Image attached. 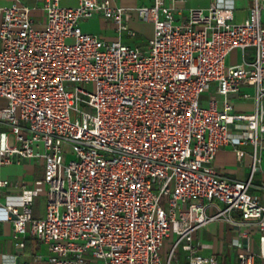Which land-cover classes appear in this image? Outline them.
<instances>
[{"label":"built area","instance_id":"2783aa9c","mask_svg":"<svg viewBox=\"0 0 264 264\" xmlns=\"http://www.w3.org/2000/svg\"><path fill=\"white\" fill-rule=\"evenodd\" d=\"M188 1L138 8L155 28L145 48L81 30L101 15L120 37L135 38L127 9L112 0L76 8L44 0L43 29L20 0L0 5V124L9 129L0 133V166L43 160L47 199L43 218L33 217L32 199L4 209L15 239L47 246L37 256L45 264H163L170 238L166 264L178 261L179 248L190 264H227L194 244L217 221L239 231L228 264L264 262V183L260 197L250 193L264 151V0H253L244 23L218 2L176 6ZM247 48L256 50L251 62ZM236 49L242 62L229 65ZM213 87L221 100L203 104ZM246 87L255 90L251 114L236 112L231 98L251 99ZM233 127L251 132L243 135L254 147L246 181L214 168L219 151L234 145ZM9 184L0 181V196Z\"/></svg>","mask_w":264,"mask_h":264},{"label":"crops","instance_id":"0c3cea01","mask_svg":"<svg viewBox=\"0 0 264 264\" xmlns=\"http://www.w3.org/2000/svg\"><path fill=\"white\" fill-rule=\"evenodd\" d=\"M15 0H0V5L8 7L14 3ZM21 3L34 9L33 19L35 25L39 29L46 27L47 15L43 9L44 0H20ZM114 5L127 9L126 17L129 27L137 33L135 38L129 35H120L117 32L116 25L107 21L103 16L97 15L90 20L82 21L80 28L84 33L98 35L108 41H115L121 38L126 44L137 45L145 48L148 41L154 36V25L150 22H145L140 19L138 8L150 5L151 0H112ZM218 2L220 5L231 7L235 11V22L244 23L249 15L253 0H189L185 3H177V7L182 8H199L207 9L212 3ZM80 0H61V4L67 8H76L79 6ZM264 16V15H263ZM1 22V18H0ZM239 50V49H236ZM235 51V50H234ZM233 51V52H234ZM232 52V53H233ZM231 53V54H232ZM231 55L228 58L229 65H237L242 62L231 63ZM245 92L252 96L249 100H243L240 97L233 95L232 101L234 103L235 111L238 113L251 114L255 111V90L252 87H246ZM210 92H213L214 97L219 101L221 98L216 95L215 87ZM7 104L5 99H0V108ZM205 105L208 102L204 103ZM264 105V100H263ZM0 133H9V129L5 125L0 124ZM249 137L250 131L232 128L231 136L234 141L233 146H228L221 149L216 157L214 168L216 171L224 176L232 179L246 181L252 174L253 164V150L254 147L248 140L243 142V135ZM245 152L244 157L239 160L237 158V151ZM45 179V165L41 159L24 160L21 163H14L11 165L0 166V181H9V186L4 189L0 196V203L3 207L0 208V264H45L38 259V255L47 256L49 254L46 245L40 243L33 237H24L21 240L14 238L13 225L8 217L7 211L4 209L6 205H20L25 199H32V215L34 218H43L46 214L47 199L40 194L44 187ZM264 183V151L261 152L260 169L254 174L253 185L250 187V193L260 197L261 191L259 186ZM223 226L233 230L235 237L238 238L239 231L234 229L225 221H219ZM203 233L202 229L194 236V244L203 249ZM201 240V242H200ZM20 242H25V247L19 246ZM172 239H167L163 247V264H166L167 254L170 251ZM236 260V259H235Z\"/></svg>","mask_w":264,"mask_h":264},{"label":"rangeland","instance_id":"374dc122","mask_svg":"<svg viewBox=\"0 0 264 264\" xmlns=\"http://www.w3.org/2000/svg\"><path fill=\"white\" fill-rule=\"evenodd\" d=\"M256 50L254 48H247L245 50L246 60L248 62L252 61L251 55H254ZM241 50H235L231 54V63L236 64L241 62ZM214 97L213 92L207 91L202 97V103L208 102L210 99ZM72 117L75 119L76 114L73 113ZM203 233V249L202 254L204 256L208 255H217L220 262L230 263L234 262L238 257V250L236 247H233L232 244L234 242V231L229 230L228 227L225 228L223 224L219 221L213 222L202 229ZM201 242V240H200ZM171 246V245H170ZM171 248V247H170ZM162 250V254H163ZM255 253L259 256L260 250L258 246V242L256 243ZM176 256L178 261L175 264H190L187 254L179 248L176 251ZM258 264H264L260 258H258Z\"/></svg>","mask_w":264,"mask_h":264}]
</instances>
